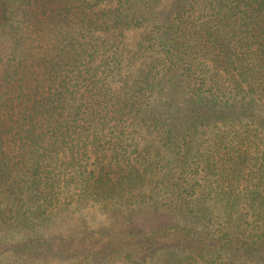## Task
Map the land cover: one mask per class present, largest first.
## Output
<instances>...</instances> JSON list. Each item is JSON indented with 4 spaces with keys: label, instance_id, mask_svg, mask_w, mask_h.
Here are the masks:
<instances>
[{
    "label": "trees",
    "instance_id": "trees-1",
    "mask_svg": "<svg viewBox=\"0 0 264 264\" xmlns=\"http://www.w3.org/2000/svg\"><path fill=\"white\" fill-rule=\"evenodd\" d=\"M0 264H264V0H0Z\"/></svg>",
    "mask_w": 264,
    "mask_h": 264
},
{
    "label": "rangeland",
    "instance_id": "rangeland-1",
    "mask_svg": "<svg viewBox=\"0 0 264 264\" xmlns=\"http://www.w3.org/2000/svg\"><path fill=\"white\" fill-rule=\"evenodd\" d=\"M135 37H136L135 34H130V35H129V39H130V41H133Z\"/></svg>",
    "mask_w": 264,
    "mask_h": 264
}]
</instances>
